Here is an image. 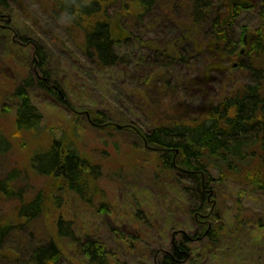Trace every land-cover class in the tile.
I'll list each match as a JSON object with an SVG mask.
<instances>
[{"label": "rangeland", "instance_id": "1", "mask_svg": "<svg viewBox=\"0 0 264 264\" xmlns=\"http://www.w3.org/2000/svg\"><path fill=\"white\" fill-rule=\"evenodd\" d=\"M51 7L48 0H17L9 10L0 9V142L4 134L10 144V150L0 155V178L18 169L20 189H47L50 202L33 224L38 240L47 239L50 227L62 218L72 222L77 236L91 235L102 242L112 256L110 264H152L153 254L167 250L181 232H199L188 193L191 186L176 173L159 169L154 156L142 150L134 129L148 132L153 125L166 127L178 118L197 120L214 100L251 85L250 75L245 70L205 75L207 54L197 65L193 60L188 65L165 64L168 72H158L165 61L152 53L147 57V51L138 52L133 46L120 48V63L101 68L85 55L83 33ZM255 21L252 13L241 14L234 21L232 37L238 39L243 27L254 26ZM134 34L140 35L137 29ZM171 36L161 28L144 39L156 49ZM34 43L46 53L50 83L41 87L35 80L28 88L41 115L38 131L17 133L13 92L34 73ZM139 54L145 56L143 72L148 74L140 79H150L149 90L136 86L138 80L131 70ZM182 54L190 56L191 48ZM221 67L223 72L232 71L227 64ZM53 86L62 92L66 104L52 95ZM99 112L112 126L96 127L92 117ZM51 138L74 144L83 160L99 167L100 177L92 182L99 193L93 196L92 206L66 188L52 189V181L35 174L33 166H44L39 156ZM240 179L244 181L226 176L215 185L209 220L215 222L214 234L190 246L186 264H264V195ZM11 205L0 202V213H10ZM60 247L63 264L81 260L67 241Z\"/></svg>", "mask_w": 264, "mask_h": 264}, {"label": "trees", "instance_id": "2", "mask_svg": "<svg viewBox=\"0 0 264 264\" xmlns=\"http://www.w3.org/2000/svg\"><path fill=\"white\" fill-rule=\"evenodd\" d=\"M16 1L0 0V9L9 10ZM48 1L52 4V12L63 15L83 33L85 55L101 68L120 63V48L126 50L133 46L138 52L147 51V57L152 53L165 61L158 72H168L165 64L188 65L189 60H193L197 65L199 58L207 54L205 75L207 72L232 75L242 70L250 75L251 85H243L234 93L231 91L214 100L197 120L178 118L166 127L153 125L148 132L134 129L142 150L154 156L157 167L163 172L176 173L191 186L187 188L194 201L191 208L195 210L194 224L199 232L190 235L181 232L171 240L167 250L153 254L152 264L188 263L190 246L214 234L215 222L211 224L209 220L211 200L215 198L214 188L219 180L226 176L242 177L246 183L240 180L244 184L256 187L264 195V0ZM243 13H252L255 25L244 26L243 34L238 39L233 38L234 21ZM161 28L167 29L172 36L155 49L144 38ZM135 29L140 35L134 34ZM188 46L192 54L186 57L182 53ZM32 51L34 61L40 63L47 59L43 47L36 43ZM136 58L138 60L131 65L138 80L136 86L149 90L150 79H140L148 75L143 72L145 56L139 54ZM237 60L247 63L235 67ZM224 64L232 71L223 72L221 66ZM201 73L204 74L202 67ZM197 81L206 83L209 80ZM38 83L47 87L50 79L47 76ZM32 84L33 81L25 80L13 92L17 100L14 112L17 133L38 131L41 115L28 94ZM55 88L52 87V95L58 100L63 94ZM96 115L92 117V122L98 124L96 127L112 126L103 113ZM124 126L127 127L121 125ZM1 140L0 155L10 150L4 134ZM39 157V164L44 166H33L37 176L52 181V189L66 188L80 201L92 206L93 196L99 193L92 184L100 177L98 166L83 160L74 144L64 143L62 139L51 138ZM19 181L18 169L0 178V202L12 203L10 213H0V264H63L62 241L71 244L81 258L73 264H110L108 257L112 256L102 242L91 235L77 236L72 222L62 218L50 227L47 239L38 240L33 224L43 217L50 202L48 192L46 194L47 189H20Z\"/></svg>", "mask_w": 264, "mask_h": 264}, {"label": "bare ground", "instance_id": "3", "mask_svg": "<svg viewBox=\"0 0 264 264\" xmlns=\"http://www.w3.org/2000/svg\"><path fill=\"white\" fill-rule=\"evenodd\" d=\"M243 40L246 41V37H243ZM32 62H33V68H32L33 71L32 72H34V73H32V74L29 73L25 80H31V81L36 80L39 82L48 76L47 60L41 61L40 63L38 61L36 62L34 60ZM241 63L246 64V62H244V61L237 60V62L235 63V67H239L238 65H240ZM59 101L62 102V104H66L63 96H60Z\"/></svg>", "mask_w": 264, "mask_h": 264}]
</instances>
